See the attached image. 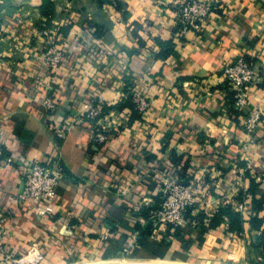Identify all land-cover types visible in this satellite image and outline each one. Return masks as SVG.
<instances>
[{
	"label": "crops",
	"instance_id": "crops-1",
	"mask_svg": "<svg viewBox=\"0 0 264 264\" xmlns=\"http://www.w3.org/2000/svg\"><path fill=\"white\" fill-rule=\"evenodd\" d=\"M176 2L0 0V212H8L5 243L20 264L263 261L252 246L264 233V222L255 228L248 220L264 219V208L249 213L254 199L264 195L263 185H254L264 172V128L250 136L244 121L253 109L264 112V0H223L203 32L187 33L183 43L176 40ZM45 25L68 53L57 69L45 66L37 47ZM169 40L172 51L163 56ZM240 56L250 59L257 75L249 105L235 114L223 68ZM137 76L150 78L154 93L144 115H134L131 105L119 110L126 86ZM48 94L57 104L53 112L44 105ZM91 98L106 103L107 114L120 125L100 150L88 125L70 127L63 140L53 129ZM172 155L183 158L194 176H205L216 197L245 206L244 211L232 207L246 219L242 232H228L224 221L204 235L196 231L189 251L183 238L166 244L150 236L143 245H132L125 259L93 261L100 258L99 237L108 221L141 222L134 207L143 198L155 201L159 188L149 175ZM57 157L66 176L54 198L42 206L16 204L12 197L23 187L18 160L53 163ZM212 205L214 214L223 207Z\"/></svg>",
	"mask_w": 264,
	"mask_h": 264
},
{
	"label": "built area",
	"instance_id": "built-area-1",
	"mask_svg": "<svg viewBox=\"0 0 264 264\" xmlns=\"http://www.w3.org/2000/svg\"><path fill=\"white\" fill-rule=\"evenodd\" d=\"M223 8V0H177L176 2V40L182 43L189 32L201 34L213 12ZM41 41L37 47L42 52V60L49 69L60 68L68 58L67 51L56 44L54 31L46 25L40 32ZM226 82L229 88L235 92L234 108L241 110L249 105V88L256 79V71L252 62L246 56H240L236 62L227 63L223 68ZM150 78L147 76L133 77L123 92V98L131 97L134 103V110L144 115L154 102V93L150 87ZM44 105L49 112H53L57 104L54 98L48 94ZM108 106L98 98L88 99L83 106L77 108L67 123L53 124V129L61 139H65L70 127L90 126L93 129V145L97 150L106 146L120 127L118 122L109 116ZM264 126V112L261 109L249 111L244 121V129L252 136L260 126ZM3 153L0 147V155ZM12 161V160H11ZM23 173L22 190L12 197L18 205H24L34 201L38 205L51 201L56 195V189L66 176V170L61 163V157H57L53 163H45L37 159H19ZM263 178V177H262ZM161 200L157 207L152 209L148 217L139 216L143 226L152 223L154 232L160 238L162 233L170 229L175 232L184 226H193L194 221L188 222V211L192 208L193 214L205 213L209 218L214 216L213 203L222 206H231L238 211H244L245 206L233 202L228 196L216 197L207 182L205 176H195L193 182L184 181L178 173H171L163 176L160 180ZM155 205V201L143 198L142 203L135 205L137 211L145 207ZM218 208V207H217ZM51 208L45 211L52 212ZM42 212L43 209H42ZM7 210L0 212V260L11 264H20L18 258L10 252L6 246L5 239L8 232L5 227ZM196 215V216H197ZM113 235L112 227L106 225L105 231L100 235V240L107 241ZM173 239L169 236L167 240ZM137 243V233L132 238V243L124 248L127 254L132 245ZM37 264V263H32Z\"/></svg>",
	"mask_w": 264,
	"mask_h": 264
},
{
	"label": "trees",
	"instance_id": "trees-1",
	"mask_svg": "<svg viewBox=\"0 0 264 264\" xmlns=\"http://www.w3.org/2000/svg\"><path fill=\"white\" fill-rule=\"evenodd\" d=\"M40 45V44H39ZM143 46V43L140 44ZM166 51L163 56H166L169 52L172 51L173 48V42L172 40H169L166 44ZM42 51V50H41ZM96 53L94 49L90 50L91 53ZM130 84V83H129ZM225 88L228 93V97L230 101L232 102V111L236 114L238 111L234 108V102H235V92L229 88L228 82L225 83ZM128 86V85H127ZM126 86V88H127ZM127 91V89L125 90ZM126 105H131L132 108H134V103L131 99V97L124 98L122 101V104L119 106V110H122ZM135 114H138L134 110ZM140 115V114H138ZM260 128H264V126H260ZM63 140V139H62ZM187 163V162H186ZM121 169L122 166H119ZM120 172L115 170L114 174L117 175ZM156 173V172H155ZM171 173H178L180 178H182L184 181L187 182H193L195 179L194 173L188 171V167L185 165L183 158H181L178 155H172L168 156L166 161H161L160 165L158 167L156 175H149V179L152 184H154V187L159 188V193L154 195L155 198V205L146 207L144 210H140L138 216L145 215V217L149 216V213L152 209L158 206L161 200L160 195V180L163 176H166ZM160 174V177H159ZM263 178L260 183L254 184L256 188H258L260 185H263L264 188V172H262ZM157 176V177H156ZM255 190V189H254ZM255 191H253L254 193ZM255 207L254 209L250 210L249 213L252 211L259 212L264 208V195L260 198L254 199ZM193 210L190 209L188 211V222L191 223V221H194L196 223V228L184 226L176 230L175 232H171L170 229H167V231L163 232L162 240L169 244V241L167 238L169 236H172L174 239L180 237L183 238L184 241V247L187 251L191 250L194 246L195 240H194V233L197 231L200 235L206 234L210 229H217L222 222H227V231L228 232H234V233H240L244 229V223L246 222V219L244 215L240 212L235 211L231 206H223L218 210V212L212 216L209 220V218L206 216L205 213L201 212L196 217L193 216ZM252 216V214H250ZM139 218V217H138ZM139 221V220H138ZM253 227L260 228L261 224L264 222V219L259 218L257 215L255 217H250L249 220ZM109 226L112 227L113 235L107 240L103 241L102 245L100 247V252L98 254V257L100 258H109V257H125L124 248L128 246L131 243V236L137 233V244L143 245L146 240L150 236H158L155 234L154 227L152 223H148L146 226H143V224L139 221L136 223H133V225H130L129 223L125 221H108ZM121 230H124L121 232ZM133 235V236H134ZM199 242V241H198ZM200 243V242H199ZM252 251L256 253L257 251L261 255V258L263 259L262 262L264 263V233L262 236L253 244ZM257 259L250 260L251 264H260Z\"/></svg>",
	"mask_w": 264,
	"mask_h": 264
},
{
	"label": "rangeland",
	"instance_id": "rangeland-1",
	"mask_svg": "<svg viewBox=\"0 0 264 264\" xmlns=\"http://www.w3.org/2000/svg\"><path fill=\"white\" fill-rule=\"evenodd\" d=\"M126 257H109V258H93V261H106V260H111V259H125ZM73 262H77V261H71L69 263H73Z\"/></svg>",
	"mask_w": 264,
	"mask_h": 264
}]
</instances>
